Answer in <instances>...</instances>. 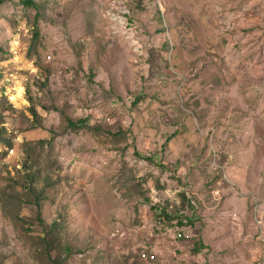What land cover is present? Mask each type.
Returning a JSON list of instances; mask_svg holds the SVG:
<instances>
[{"label":"rangeland","instance_id":"1","mask_svg":"<svg viewBox=\"0 0 264 264\" xmlns=\"http://www.w3.org/2000/svg\"><path fill=\"white\" fill-rule=\"evenodd\" d=\"M36 1L0 0V264L264 263V0Z\"/></svg>","mask_w":264,"mask_h":264},{"label":"trees","instance_id":"2","mask_svg":"<svg viewBox=\"0 0 264 264\" xmlns=\"http://www.w3.org/2000/svg\"><path fill=\"white\" fill-rule=\"evenodd\" d=\"M23 3L26 5V6H29V7H38L39 6V4H38V2L36 1V0H23ZM39 35H40V28H39V23H38V19H36V21H35V25H34V40H37L38 38H39ZM33 47V46H32ZM33 51V49L31 50L30 49V52H32ZM31 99V98H30ZM33 114L35 115V116H37V113H36V111L35 110H33ZM87 119L85 118V119H80V120H78V121H74V120H72V119H68V125H69V127H71L72 129H79V128H81V127H85L86 126V124H87ZM139 155V154H138ZM148 160L149 161H151V162H153L154 161V159L153 158H148ZM32 191H33V193H34V195H35V193H37L36 192V189L34 188V187H31L30 188ZM43 198H44V196H41V197H39V198H37V202H36V205H39L38 206V219H39V221H40V223H41V225H43L44 224V222H43V220H42V216H41V207H42V202H43ZM161 217H165V216H167L168 214H167V211H166V209H161ZM165 215V216H164ZM169 216V215H168ZM165 220H167V219H165ZM164 220V221H165ZM182 225H183V223L180 221V222H178L177 223V227H179V228H181L182 227ZM172 226H174V225H172ZM56 230V225H55V227H54V231ZM42 240H44V245H45V247L49 250L48 252H47V258L49 259V260H52V255H51V251H52V248H53V246H54V244H55V237H54V235H53V232L51 231L50 233H48L47 235H46V237L45 238H43V239H41V241ZM51 249V250H50ZM65 252L67 253V254H70L71 252H72V249L70 248V247H67L66 248V250H65ZM140 259L142 260V261H144L143 259H142V257L140 256ZM146 262V261H145ZM151 262H154V261H151ZM150 262H148V264H149ZM55 264V263H54Z\"/></svg>","mask_w":264,"mask_h":264},{"label":"built area","instance_id":"3","mask_svg":"<svg viewBox=\"0 0 264 264\" xmlns=\"http://www.w3.org/2000/svg\"><path fill=\"white\" fill-rule=\"evenodd\" d=\"M211 131H212L211 132V136H213L214 135V130L212 129ZM210 144H213V139H211V143ZM261 221H262V219L257 220V223L259 224V227H260V232L258 233V236H259V239L262 242H264V227L261 226L262 225ZM174 235H175V238L180 239V240L181 239H184L185 237L186 238L189 237L179 227H176V231H175V234ZM141 257H142L143 260H146L148 262H151V261L156 260L155 253L149 252L148 250H144V249L141 252ZM260 264H264V263L261 262Z\"/></svg>","mask_w":264,"mask_h":264},{"label":"crops","instance_id":"4","mask_svg":"<svg viewBox=\"0 0 264 264\" xmlns=\"http://www.w3.org/2000/svg\"><path fill=\"white\" fill-rule=\"evenodd\" d=\"M242 161H243V159H242ZM235 166H233V167H231V169H233ZM242 209V208H241ZM246 212V211H245ZM234 215L235 216H237L238 217V214H237V212L236 213H234ZM239 220V219H238ZM183 231V230H182ZM184 233H186L185 231H183ZM191 236V235H190Z\"/></svg>","mask_w":264,"mask_h":264},{"label":"bare ground","instance_id":"5","mask_svg":"<svg viewBox=\"0 0 264 264\" xmlns=\"http://www.w3.org/2000/svg\"><path fill=\"white\" fill-rule=\"evenodd\" d=\"M22 91V90H21ZM13 99H16V97H13Z\"/></svg>","mask_w":264,"mask_h":264}]
</instances>
